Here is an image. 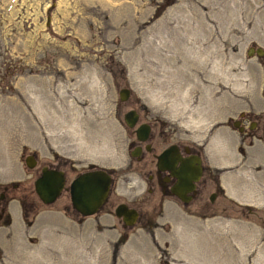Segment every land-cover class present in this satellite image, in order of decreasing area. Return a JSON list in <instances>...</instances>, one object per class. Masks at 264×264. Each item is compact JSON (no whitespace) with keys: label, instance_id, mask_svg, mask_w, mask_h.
I'll use <instances>...</instances> for the list:
<instances>
[{"label":"rangeland","instance_id":"rangeland-1","mask_svg":"<svg viewBox=\"0 0 264 264\" xmlns=\"http://www.w3.org/2000/svg\"><path fill=\"white\" fill-rule=\"evenodd\" d=\"M231 1L0 0V264H264V60L246 54L264 49V0ZM206 12L231 21L222 33L207 21L217 40L189 66L186 38H205ZM129 107L198 149L225 193L212 212L169 196L149 208L126 164ZM52 156L74 172L112 166L109 203L86 216L66 195L42 203L32 180ZM119 201L145 209L147 223L124 226Z\"/></svg>","mask_w":264,"mask_h":264},{"label":"flooded vegetation","instance_id":"flooded-vegetation-1","mask_svg":"<svg viewBox=\"0 0 264 264\" xmlns=\"http://www.w3.org/2000/svg\"><path fill=\"white\" fill-rule=\"evenodd\" d=\"M260 56L264 57V51L263 54ZM130 109H133L136 112V119L134 120L131 126L127 125L123 120L124 124L130 129V133H131L127 144L128 160L126 161V164L129 167L128 171L130 172V176L134 180L140 179V181H142L141 183L142 191L146 195H150V198L145 199V202L146 201L148 202L149 208L156 211L157 208H160L163 198L169 196L173 198L175 201H177L179 204H181V206L183 207H187L188 204L193 203L194 209L201 215H206L208 212H212L213 202L217 198H224L225 193L222 190V186L219 183L217 175L209 170L208 164L204 162L202 155L200 154L198 149L192 147L187 142L170 138V135L166 134L162 129L159 130L154 129L152 124L147 119L139 118L140 114L136 108L129 107L127 110ZM127 110H125L124 112H126ZM122 119H123V115H122ZM235 120L237 121V123L236 125H233V121ZM231 124L233 127H236L238 131L241 132L244 131V125L241 123V119L239 118L233 119ZM253 124H256V121L254 120L250 121L248 124V128H251ZM144 126H146L145 133L142 131V129H140L141 127ZM138 135L141 136L142 138H138ZM168 147H171L172 150L174 149L176 151V153L171 157V159L173 160L172 163L173 169H176L181 161L187 162L188 159H193L194 157L195 158L198 157L199 159L200 173L198 175V178L192 181L193 187L191 189L186 190L183 194L181 193V197L180 195H178V192H181V190L184 187L187 188V186L180 184L175 173H172L170 169L159 167L157 164V155L162 150ZM28 154H32V153H28ZM32 156L36 163V157L33 154ZM51 158L52 161L42 163L36 168L37 174L35 175L34 178H36L40 174V167L43 165H45L47 168H52L54 170H62L64 176L63 185L59 189L53 201H56L59 197L66 195L70 203L68 184L71 178L74 177L80 171L99 167V168H103L110 175L109 190L99 210H102L105 207V205L109 203L110 193L115 179V170L112 166L106 167V166L90 163L86 167L80 170H76L74 172L75 170L74 165L70 161L66 159H62L58 156H52ZM35 163L31 167H33ZM194 163L197 164L196 161H194ZM68 172L71 173L73 172V174H71V177L67 180ZM33 180L30 191L31 193L35 194V196L38 198L36 192L34 191ZM7 200L8 197H7V193L4 190V187L0 188V220H3L4 216L6 215L4 211H5V202ZM119 202H124V201H119ZM119 202L115 203L113 209L116 206V204H118ZM124 203H126L128 207L135 208L138 213L134 224L147 223L148 218H146V215H149L150 213L147 214L148 212H144L146 211L145 209L135 207L129 204L128 202H124ZM27 207L28 205L24 204V208H26V210ZM70 207L73 214L77 216H86V215H80L77 211H75L71 206V203H70ZM247 208L249 211H251L250 207L247 206Z\"/></svg>","mask_w":264,"mask_h":264},{"label":"water","instance_id":"water-1","mask_svg":"<svg viewBox=\"0 0 264 264\" xmlns=\"http://www.w3.org/2000/svg\"><path fill=\"white\" fill-rule=\"evenodd\" d=\"M263 48L260 46H248L246 54H263ZM264 59V57H263ZM129 89L125 86L117 90L119 100H124L128 96ZM136 119V112L133 109L127 110L123 114L124 122L131 126ZM237 121H233L236 125ZM142 131L146 132V126L141 127ZM139 130V129H138ZM138 138H142L138 135ZM176 151L171 147L165 148L157 155V164L159 167L168 168L172 173H175L180 184L187 186L183 188L178 195L181 197L186 190L193 187L192 181L198 178L200 173L199 159L194 157L188 159L187 162L181 161L176 169H173L171 159ZM197 162V164L194 163ZM23 162L27 167H31L35 160L32 154H26L23 157ZM162 164V165H161ZM164 164V165H163ZM64 176L62 170H54L47 168L45 165L40 167V174L34 178L33 187L41 202L47 204L54 200L59 189L62 187ZM110 183V175L103 168H92L78 172L71 178L68 184L71 206L80 215H90L99 210L104 202ZM115 216L119 217L125 226L134 224L137 218V211L133 207H128L126 203L119 202L113 209Z\"/></svg>","mask_w":264,"mask_h":264},{"label":"bare ground","instance_id":"bare-ground-1","mask_svg":"<svg viewBox=\"0 0 264 264\" xmlns=\"http://www.w3.org/2000/svg\"><path fill=\"white\" fill-rule=\"evenodd\" d=\"M231 1V0H230ZM214 2V1H213ZM216 2V1H215ZM232 2V4H237V2H238V0H232L231 1ZM263 2V1H262ZM209 3H211L210 1H209ZM220 4H226V0H220ZM231 4V5H232ZM238 4H239V2H238ZM211 5V4H210ZM228 5H229V3H228ZM259 5V4H258ZM218 6V5H217ZM220 6V5H219ZM264 6V5H263ZM216 7V6H215ZM214 7V8H215ZM223 8V7H222ZM232 8V7H231ZM240 8V7H239ZM226 9H227V7H226ZM230 9V8H229ZM209 10V9H208ZM212 10V9H211ZM254 10V9H253ZM221 11V10H220ZM228 11H230V10H228ZM238 11V10H237ZM222 12V11H221ZM256 12V11H255ZM263 12V11H262ZM224 13V12H223ZM230 13H232V11H230ZM254 15V14H253ZM217 16H219V15H217ZM232 16V15H231ZM260 16V15H259ZM251 17V16H250ZM202 18V17H201ZM215 18H216V16H214L213 14H210V13H208V12H206L205 14H204V18H202L203 20H201V26H202V30H203V32H204V36H205V38H202V40H195V39H187L186 38V41H188V43H193V45H191L190 46V50H189V52H190V54H191V56L193 57V59H191L190 57L189 58H187V59H185V61L187 62V63H189V66L192 64V61L193 60H195V58L196 57H198V56H202V55H204L206 52H207V48L208 47H210L209 45L211 44V43H214V41L215 40H217L214 36V29L213 28H211V27H209V26H207L208 24H207V21H212L213 19L215 20ZM263 18V17H262ZM207 19V20H206ZM229 19H230V17H229V15H228V13L226 14V15H224V14H222V15H220V18H216V22H220V25H219V29H220V31L222 30V29H224V25H221L222 23H225L226 21H227V23H228V21H229ZM246 19H244V21H245ZM225 21V22H224ZM230 21H231V19H230ZM238 21V20H237ZM248 21V20H247ZM263 21V20H262ZM214 22V21H213ZM234 22V21H233ZM250 23V22H249ZM204 25H205V27H204ZM261 25V24H260ZM211 26V25H210ZM262 26V25H261ZM201 28V27H200ZM199 28V29H200ZM218 28V27H217ZM228 28H230V27H228ZM216 30V29H215ZM185 31V30H184ZM219 30H218V32H220ZM226 31H227V29H226ZM221 33H222V31H221ZM226 33V32H225ZM201 37H203V36H201ZM135 38H133L132 39V41L131 42H133V40H134ZM220 39V38H219ZM197 43V45H194V43ZM220 42V41H219ZM209 43V44H208ZM215 45H216V43H215ZM213 46V45H212ZM217 46V45H216ZM212 48V47H211ZM222 47H220V49H221ZM216 49H217V47H216ZM184 50V49H183ZM220 51V50H219ZM188 52V53H189ZM212 52H213V50H212ZM221 52H223V51H221ZM183 53H184V51H183ZM224 53V52H223ZM161 54V53H160ZM163 54V53H162ZM172 54H173V50H172ZM178 54V52L176 53V55ZM210 54V53H209ZM212 54V53H211ZM222 54V53H221ZM166 55V54H165ZM178 55H180V54H178ZM182 55V54H181ZM208 55V54H207ZM224 55V54H223ZM186 56V55H185ZM163 58H164V56H162ZM181 57V56H180ZM203 57V56H202ZM167 58H168V62L166 61V62H164L165 64L167 63V64H169L170 66L171 65H173L174 64V61H176L175 59H174V57L171 55V56H167ZM178 58V57H177ZM209 59V58H208ZM205 60V59H204ZM197 62H198V60H196ZM179 62V61H178ZM182 62V61H181ZM208 62V61H207ZM196 63V62H195ZM175 65V64H174ZM176 66V65H175ZM174 66V67H175ZM193 66V65H192ZM191 66V67H192ZM194 66H196V65H194ZM168 68V67H167ZM176 68V67H175ZM179 68V67H178ZM197 69H198V67H196ZM166 69V68H165ZM194 69V68H193ZM200 69V68H199ZM174 70V69H173ZM177 71V70H176ZM174 72V71H173ZM172 72V73H173ZM174 75V74H173ZM172 75V76H173ZM176 75V74H175ZM176 77V76H175Z\"/></svg>","mask_w":264,"mask_h":264},{"label":"trees","instance_id":"trees-1","mask_svg":"<svg viewBox=\"0 0 264 264\" xmlns=\"http://www.w3.org/2000/svg\"><path fill=\"white\" fill-rule=\"evenodd\" d=\"M24 208V207H23ZM25 209V208H24Z\"/></svg>","mask_w":264,"mask_h":264}]
</instances>
